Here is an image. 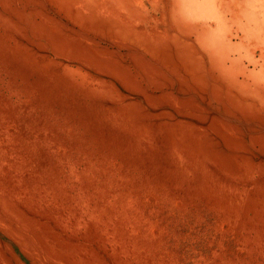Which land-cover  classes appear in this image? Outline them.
<instances>
[{
    "label": "rangeland",
    "instance_id": "1",
    "mask_svg": "<svg viewBox=\"0 0 264 264\" xmlns=\"http://www.w3.org/2000/svg\"><path fill=\"white\" fill-rule=\"evenodd\" d=\"M0 264H264V0H0Z\"/></svg>",
    "mask_w": 264,
    "mask_h": 264
}]
</instances>
